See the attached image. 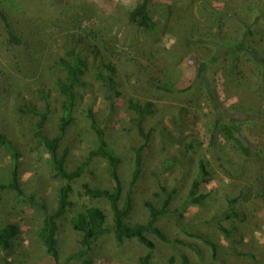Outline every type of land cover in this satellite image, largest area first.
I'll return each instance as SVG.
<instances>
[{"label": "trees", "instance_id": "trees-1", "mask_svg": "<svg viewBox=\"0 0 264 264\" xmlns=\"http://www.w3.org/2000/svg\"><path fill=\"white\" fill-rule=\"evenodd\" d=\"M28 1L32 5L35 4L32 0ZM43 1L49 9L62 11L69 17L75 10L86 11L91 2V0ZM155 2L156 0H142L131 4L122 18H118L119 23L115 25L126 24L139 34L155 33L158 24L151 15ZM263 3L264 0H254L251 6L243 5L242 10L246 14L234 12L233 18L228 17V12L217 14L215 21L218 27H221L224 18L229 20L235 18L238 23L241 21L240 29L234 32L228 42L216 36L204 37L200 34H193L194 36L187 38V45L210 46L213 47V51L206 59L196 58L193 54L188 55L181 64L184 76L182 79L165 77L159 71L148 74L146 87L166 95L176 104V112L169 118L168 126L152 125V119L157 115L153 102L140 101L124 95L117 81V67L121 59L116 50L107 47L106 42H100L94 50L100 56L101 70L104 71L95 74L99 86L87 80L89 66L81 52L74 48L69 49L63 57L54 60V65L61 72L55 80V89L63 98L56 136L48 137L44 133L52 112L51 100L45 91H39L44 100L41 109L26 103L19 107L22 116L33 119L30 129L35 143L46 153L48 162L52 166L53 178L60 184L55 192V206L52 211L43 202L36 201L34 196H26L23 192L19 175L22 154L10 140L9 135L0 131V149L8 154L11 161L10 179L6 183H0V194L13 192L17 201L28 203L41 210L43 218L37 240L45 256L50 258L51 264H61L59 221L66 215H70L69 224L79 237L78 248L66 259L67 263L78 261L81 264H92L91 255L97 243L107 236H112L117 244L136 242L139 247L143 246L146 249V252L139 256L138 264H155L156 243L152 238L173 249L175 255L169 259L170 264L176 262L193 264L180 247L188 248L198 255H201V250L186 240L169 238L160 227L161 221L166 218H173L178 230L207 248L209 251L207 264H226V260L223 262L220 259L218 244L211 239V236L202 232L203 229L210 228L220 232L228 254L251 258L255 255L253 252L254 255L245 254L241 250L244 243L241 228L259 215L256 205H264V141L258 136H253L250 131V128L260 129L264 133V46H261L262 40L255 39L252 30L258 27L264 29ZM26 12L27 9L23 13L20 11L19 15L24 16ZM15 20L17 21L16 14L10 11L7 4L0 2V23L4 33L1 46L6 52L18 50L19 53L21 50L20 53L24 51L23 54L30 57L29 51L34 47L27 44L24 33L15 25L17 24ZM98 34L91 31L90 35L86 34L84 37L82 35H72V37L81 42L82 39L87 41L91 37H97L98 40ZM43 54L44 51L40 53ZM16 55L13 54L14 59L17 58ZM22 57L18 56L17 60ZM242 59L251 64L257 76L256 87L262 103V107L257 110L237 105L228 106L219 94L218 84L222 78H226L229 82L237 80ZM8 79L6 90L15 89L16 86L14 87L11 82L16 80L10 76ZM96 88L105 91L104 99L111 114L117 107H125L130 115V123L140 140V146L131 148L134 159L126 191L123 185V160L111 149L105 129L98 123L91 109L87 111L86 116L90 129L96 136V147L87 152L73 168L68 164L71 148L65 142L69 127L74 123L73 114L82 97ZM17 100L21 101L22 97L18 96ZM197 101L201 102L210 114V121L202 126L203 135L199 142L189 137L192 126L191 105H197ZM154 133H157L162 146L169 145L175 149L177 156L165 160L168 168L179 165L183 171L190 170L194 173L195 178L186 194L178 198V206L174 205L179 192L177 187L158 184L157 191L153 194L155 202L145 203L148 212L146 220L131 223L128 219L133 205L132 191L142 178L146 160L144 152L153 141ZM95 160H100L106 167L107 185L98 186L83 181V177L90 172ZM188 174L184 175L185 178ZM217 175L235 184L230 190L231 194L224 197L226 207L198 222L194 220L185 222L187 209L204 205L211 193L215 192V190L203 191V189ZM76 185H78L77 191ZM76 194L79 196L77 201L73 199ZM103 203L107 205V211L102 208ZM21 234L17 222H0V250L4 252L6 258H14L15 251L21 246ZM222 251L224 252V249ZM3 260L4 264H11Z\"/></svg>", "mask_w": 264, "mask_h": 264}, {"label": "rangeland", "instance_id": "rangeland-1", "mask_svg": "<svg viewBox=\"0 0 264 264\" xmlns=\"http://www.w3.org/2000/svg\"><path fill=\"white\" fill-rule=\"evenodd\" d=\"M32 1L34 5L28 0H0L16 14L15 25L23 31L27 44L34 47L29 51L30 57L24 55V51L20 53L21 50L19 53L18 50L6 52L1 46L4 33L0 23V131L9 135L10 140L22 154L19 175L23 192L26 196H34L36 201L46 204L50 211L55 206V192L60 184L53 178L52 166L48 162L46 153L35 143L30 129L33 119L22 116L19 107L26 103L41 109L44 100L39 91H45L50 97L52 112L44 133L48 137L56 136L63 98L55 89V80L61 72L54 65V60L63 57L69 49L74 48L81 52L89 66L87 80L99 86L95 74L104 71L101 70L100 56L94 50L100 42H106L107 47L116 50L121 59L117 67V81L124 95L140 101L153 102L157 115L152 119V125L168 126L169 118L176 112V104L166 95L146 87L148 74L159 71L165 77L182 79L184 76L181 64L188 55L193 54L196 58L206 59L213 51V47L210 46L187 45V38L194 36L193 34H200L204 37L216 36L228 42L234 32L240 29L241 21L238 23L235 18L233 20L224 18L221 27H218L216 17L226 12L228 17H232L234 12L245 15L242 6H251L254 3V0H156L151 15L158 24L157 31L139 34L131 26L115 24L119 23L118 18H122L131 4L142 0H91L86 11L75 10L71 15L69 14L70 17L62 11L49 9L43 0ZM25 9L27 12L24 16H20L19 12L23 13ZM252 30L255 39L262 40L261 46H264V29L258 27ZM91 31L99 33L98 40L97 37H91L90 40L82 39L83 42H79L72 37V35L84 37L86 34L90 35ZM42 51L44 54L40 55ZM13 54H17V58L20 55L23 57L17 60L14 59ZM240 64L237 80L229 82L226 78H222L218 84L219 94L228 106L237 105L257 110L262 107V103L256 87V73L245 59H242ZM9 76L16 80L11 82L14 87L16 86L15 89L6 90ZM18 96L22 97L21 101L17 100ZM104 98L105 91L96 88L83 96L78 103L77 110L73 114L74 123L69 127L65 142L71 148L68 164L73 168L87 152L96 147V136L90 129L86 116L87 111L91 109L98 123L105 129L111 149L123 160V185L126 191L134 159L131 148L140 146V140L130 123V115L125 107L119 106L111 114ZM175 102L180 103L176 100ZM198 104L191 105L192 126L189 137L199 142L203 135L202 126L210 121V114L201 102ZM250 131L253 136H258L264 141V133L260 129L250 128ZM144 153L146 160L142 170L143 175L132 191L133 205L128 219L131 223L146 220L148 212L145 203L155 202L153 194L157 191L158 184L177 187L179 192L174 205L178 206V198L186 194L195 178L194 173L187 170L188 174L179 165L168 168L165 160L177 155L171 146L160 144L157 133H154L153 141ZM10 167V157L0 149V183L9 181ZM185 174H188L187 178ZM83 178V181L98 186L108 184L106 167L100 160H95L90 172ZM234 186L233 182L217 175L203 189V191L215 190V192L211 193L204 205L189 207L185 212V222L192 220L198 222L211 216L215 211L223 210L226 207L224 197L231 194L230 190ZM77 187L78 185L75 186L76 191ZM0 195V222L15 221L20 225L22 233L21 246L15 251L14 258H6L4 252L0 250V263L4 264L3 259H5L11 264H51L50 258L45 256L37 240L43 218L41 210L36 206L17 201L13 192ZM73 199L77 201L79 196L76 194ZM101 206L104 210H108L106 204L103 203ZM256 206L259 215L241 228L244 236L241 250L248 255L255 254L252 258L228 254L220 232L210 228L203 229L202 232L207 233L218 244L219 257L223 262L226 260V264H264V205ZM69 217L70 215H66L59 221L60 263L81 264L78 261L66 262V259L77 250L79 240L69 224ZM160 227L169 238L186 240L201 250V255H198L188 248L180 247L193 264H207L209 255L207 248L178 230L173 218L163 219ZM152 239L156 243L154 263L170 264L169 259L175 255L173 249L155 238ZM143 252H146V249L143 246L139 247L136 242L117 244L112 236H107L95 246L91 255L92 264H138V258Z\"/></svg>", "mask_w": 264, "mask_h": 264}]
</instances>
